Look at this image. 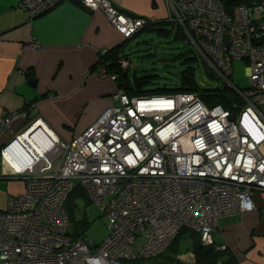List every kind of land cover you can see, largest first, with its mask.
<instances>
[{
  "label": "built area",
  "instance_id": "obj_1",
  "mask_svg": "<svg viewBox=\"0 0 264 264\" xmlns=\"http://www.w3.org/2000/svg\"><path fill=\"white\" fill-rule=\"evenodd\" d=\"M64 1L104 12L127 39L150 21L108 0H20L19 5L33 20ZM227 1L228 6L221 0H169L167 20L182 27L213 73L237 91L238 112L208 106L197 93L131 97L117 86L112 98L118 104L70 141L51 135L50 146L33 153L19 146L26 130L17 135L1 150L2 174L22 177L27 186L0 210V264L154 258L184 227L200 233L208 246L221 218L257 209L254 195L264 193V0ZM109 51L101 52L96 67L116 80L102 61ZM239 59L248 64L250 85L244 91L231 80ZM119 65L132 67L125 58ZM17 116L1 119L0 135ZM10 148L13 160L6 171ZM76 185L106 214L108 233L100 243L69 235L66 201Z\"/></svg>",
  "mask_w": 264,
  "mask_h": 264
},
{
  "label": "crops",
  "instance_id": "obj_2",
  "mask_svg": "<svg viewBox=\"0 0 264 264\" xmlns=\"http://www.w3.org/2000/svg\"><path fill=\"white\" fill-rule=\"evenodd\" d=\"M108 1L125 13L152 22L166 21L172 14L169 0ZM19 3L0 0V121L18 113L0 135V153L39 119L20 141L31 152L43 148L39 137L50 132L49 128L59 139L70 141L107 108L117 105L112 98L117 81L95 67L103 50L127 46L131 41L112 26L104 12L89 10L76 1H64L33 20ZM40 127L44 130L32 137ZM0 162L3 210L12 196L4 188L7 176L2 174L1 154ZM254 201L256 210L221 218L213 236L217 248L228 246L237 264H264V193H255ZM175 254L183 263L195 262L190 239H184ZM168 256L139 264H172Z\"/></svg>",
  "mask_w": 264,
  "mask_h": 264
},
{
  "label": "rangeland",
  "instance_id": "obj_3",
  "mask_svg": "<svg viewBox=\"0 0 264 264\" xmlns=\"http://www.w3.org/2000/svg\"><path fill=\"white\" fill-rule=\"evenodd\" d=\"M174 33L176 32L173 30L170 36H164L159 35L155 30H148L131 40L125 48L132 63V67L129 68L130 76L132 77L134 73L139 77L154 75V77L148 78L149 83L145 84L147 88L173 89L180 85L182 72L190 68L200 87L222 89L231 98L240 99L237 91L230 88L222 77L213 73L189 37L176 39ZM95 68L97 69V67ZM231 80L238 90L244 91L249 88L250 81L246 61L239 59L233 62ZM261 110L264 112V106L261 107ZM30 126L31 124L28 127ZM3 183L4 188L7 187L10 190L9 195L12 197L20 196L26 191L27 184L22 177H6ZM69 209L74 213V220L69 226V231L76 230L80 233L79 238L86 240L100 241L104 239L108 232V221L105 213L97 204L87 198H78L70 202Z\"/></svg>",
  "mask_w": 264,
  "mask_h": 264
},
{
  "label": "trees",
  "instance_id": "obj_4",
  "mask_svg": "<svg viewBox=\"0 0 264 264\" xmlns=\"http://www.w3.org/2000/svg\"><path fill=\"white\" fill-rule=\"evenodd\" d=\"M221 1L224 2L226 6H228L227 0H221ZM127 14L138 17V15H133L130 13ZM139 17H143V16H139ZM181 28L182 27L174 21L166 20L162 22H152L150 20L148 25H146L143 29H141L131 38H128V40L136 39L142 33L148 30L151 31L155 30L159 33V35H164V36H170L174 30L176 32L174 33V37L176 39L180 37H186L185 32ZM125 48L126 45L113 48L108 52V54H106L102 58V61H104V63L107 65L108 72L116 75L117 86L119 88H122L124 92L129 96L134 97V96H147L154 94L197 93V95L208 106L222 105L225 109L231 110L233 113H237L238 110L240 109L239 107L240 105H242V101L239 98H231V96L227 94L225 90L200 87L194 72L191 71L190 68L182 72L180 85L176 88L173 89L159 88V87L147 88L145 84L149 83L148 78L154 77V75L151 76L144 75L139 77L136 73H134L132 74L131 77L129 73L130 71L129 69L123 70L120 67L119 61L121 59L125 58L130 60L129 55L125 51ZM100 63L103 64V62ZM98 64H96V66ZM235 103L239 107L236 106ZM0 168H1V162H0ZM78 198H87L89 200L86 192L82 188H80L79 185H76L75 188L72 190V192L69 194L66 201V209L69 215L70 224L72 220H74L73 210L69 209L70 202H73ZM69 235H71L74 239H78L80 233L74 230V231H69ZM184 239H190L192 242V251L195 255V262L193 264H218V262H221L222 264H237L234 256L228 250H218L215 242L208 246L203 245L201 241V234L187 227H184L180 230L179 234L174 239L171 246L168 248L166 252L160 254L157 257H154V259H159L168 256L169 254L168 259L172 262V264H186L179 261L175 256L176 255L175 251L177 247L182 245ZM145 259L147 258L129 260L123 262V264H139Z\"/></svg>",
  "mask_w": 264,
  "mask_h": 264
},
{
  "label": "bare ground",
  "instance_id": "obj_5",
  "mask_svg": "<svg viewBox=\"0 0 264 264\" xmlns=\"http://www.w3.org/2000/svg\"><path fill=\"white\" fill-rule=\"evenodd\" d=\"M39 122V121H38ZM35 124H32L25 132H28L29 131V129H31L33 126H34ZM49 128V127H48ZM42 127H40V128H38L34 133H33V135H32V137L33 136H35V135H37L40 131H42ZM44 130V129H43ZM49 131L50 132H46L45 131V133H42V135L39 137V142L42 144V146H43V148H41L40 150H43V149H46V148H48L49 146H50V136L52 135V136H54L55 134L50 130V128H49ZM53 133V134H52ZM25 134V133H24ZM19 146L23 149V150H26V151H29V152H31L30 150H28V149H26L25 147H23L22 145H21V143H19ZM15 150H17V149H15ZM34 153V152H33ZM13 154H14V150H12V148H10V150L9 151H7L6 152V155H5V159H4V162H6L7 163V165L9 166V168L8 169H6V171L7 170H10L11 168H10V165H9V161L10 162H12V160H13ZM8 177V176H7ZM9 177H12V176H9Z\"/></svg>",
  "mask_w": 264,
  "mask_h": 264
},
{
  "label": "water",
  "instance_id": "obj_6",
  "mask_svg": "<svg viewBox=\"0 0 264 264\" xmlns=\"http://www.w3.org/2000/svg\"><path fill=\"white\" fill-rule=\"evenodd\" d=\"M226 41H227V43H229V38L228 37H226Z\"/></svg>",
  "mask_w": 264,
  "mask_h": 264
}]
</instances>
